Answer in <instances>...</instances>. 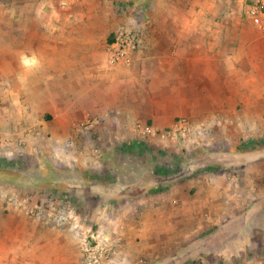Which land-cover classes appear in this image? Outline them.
<instances>
[{"label": "crops", "instance_id": "0c3cea01", "mask_svg": "<svg viewBox=\"0 0 264 264\" xmlns=\"http://www.w3.org/2000/svg\"><path fill=\"white\" fill-rule=\"evenodd\" d=\"M132 1L130 6L141 2L148 9V19L139 21L140 47L131 66L110 67L98 83V115H56L47 123L23 113L20 118L34 130L23 138L47 143L49 155L68 153L67 159L81 161V129L71 126L77 120L84 125L89 116L93 127H114L116 137L130 138L139 121L156 129L180 119L194 118L205 128L212 121L207 138L225 148L200 156V172L192 178L158 179L159 168L138 160L127 163L128 172L141 166L138 178L84 173L80 190L65 186L87 211L96 202L97 211L111 213L113 252L106 264H218L251 251L256 256L248 264H264V146L237 147L264 115V36L246 34L236 26L238 16L221 14L230 13L234 0ZM55 66L48 71L56 73ZM36 103L47 102L40 96Z\"/></svg>", "mask_w": 264, "mask_h": 264}, {"label": "rangeland", "instance_id": "374dc122", "mask_svg": "<svg viewBox=\"0 0 264 264\" xmlns=\"http://www.w3.org/2000/svg\"><path fill=\"white\" fill-rule=\"evenodd\" d=\"M109 1L0 0V158H22L25 163L17 176L0 171V264H82L84 237L109 238L111 213L97 211L96 202L87 211L79 196L71 194L70 189L82 188L84 173L138 178L141 166H132L128 172L127 163L140 160L159 168L158 179L180 181L200 172V156L225 148V144L212 146V121L205 128L194 118L187 120L189 131L184 137L172 133L179 120L165 129L139 121L131 138L116 137L114 127H93L94 116L81 126V120L73 121L72 131L81 129L78 139L85 148L81 161L67 159L68 153L49 155L47 143L26 142L24 138L34 130L20 118L23 113L41 115L47 123L56 115H98L102 103L97 100V85L111 70L108 46L130 18L148 19V9L141 2L126 8L132 0ZM251 5L252 0H234L230 13L221 8V14L238 16L240 30L263 37L251 17ZM195 10L205 14V9ZM51 64L57 65L56 73L48 71ZM40 96L46 104L36 103ZM252 131L237 147L264 146V115L253 123ZM26 145L32 149L26 150ZM65 182L74 186L66 188ZM29 200L45 202L55 216L43 221L34 218L24 209ZM67 210L73 217L68 218ZM251 252L218 264H248L256 256Z\"/></svg>", "mask_w": 264, "mask_h": 264}, {"label": "built area", "instance_id": "2783aa9c", "mask_svg": "<svg viewBox=\"0 0 264 264\" xmlns=\"http://www.w3.org/2000/svg\"><path fill=\"white\" fill-rule=\"evenodd\" d=\"M129 8V5H124ZM251 17L256 21L257 30L264 35V0H252L250 8ZM141 22L137 18H130L117 32L115 39L108 46L107 65L113 66H131L132 56L140 47L141 38ZM189 131V124L187 120L180 119L175 126L173 134H180L185 136ZM28 214L34 218L43 221L47 220L49 216H55L52 209L45 207V202L39 204L28 201L24 207ZM68 213V210L66 211ZM60 216V215H59ZM65 215H63L64 217ZM73 217V213H68V218ZM83 261L82 264H106L112 259L113 249L111 247V240L105 236H91L82 239Z\"/></svg>", "mask_w": 264, "mask_h": 264}, {"label": "trees", "instance_id": "16d2710c", "mask_svg": "<svg viewBox=\"0 0 264 264\" xmlns=\"http://www.w3.org/2000/svg\"><path fill=\"white\" fill-rule=\"evenodd\" d=\"M24 164L22 158H15L12 160L0 158V171L9 174H20L23 171Z\"/></svg>", "mask_w": 264, "mask_h": 264}]
</instances>
